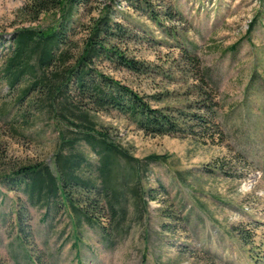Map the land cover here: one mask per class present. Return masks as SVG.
<instances>
[{
  "label": "rangeland",
  "instance_id": "374dc122",
  "mask_svg": "<svg viewBox=\"0 0 264 264\" xmlns=\"http://www.w3.org/2000/svg\"><path fill=\"white\" fill-rule=\"evenodd\" d=\"M80 1L68 26L70 63L109 15L124 30L111 45L141 69L106 58L95 66L151 107L182 117L181 128L152 134L121 110H93L109 139L138 159L116 167L125 228L115 230L109 210L95 212L111 223L109 242L98 225L76 228L63 203L35 206L0 184V264H264V0ZM29 3L0 0V174L40 161L55 170L72 126L40 109L38 92L18 101L29 80L11 87L2 73L15 31L49 32L64 20L61 8L35 18ZM195 115L213 117L211 126L192 122ZM21 203L29 211L28 241Z\"/></svg>",
  "mask_w": 264,
  "mask_h": 264
},
{
  "label": "trees",
  "instance_id": "16d2710c",
  "mask_svg": "<svg viewBox=\"0 0 264 264\" xmlns=\"http://www.w3.org/2000/svg\"><path fill=\"white\" fill-rule=\"evenodd\" d=\"M79 2L31 0L27 6L35 12V18L43 12L61 8L64 20L49 32L22 28L11 37V53L2 67L4 78L11 87L29 80L18 101L31 92H38L41 96L39 108L57 114L72 126L64 131L55 156V170L43 161L20 164L2 172L0 184L11 190H21L35 206H48L51 201L55 205L63 203L72 212L76 228L83 221L98 225L105 239L111 242V223L101 222L94 213L99 211L102 214L109 210L110 218L112 216L116 220L115 230L118 232L119 228H125L121 220L125 219L127 208L125 205L116 207L117 200L123 199V192L116 184V178L118 174L122 175V171L116 167L120 162L130 165L138 159L128 149L109 139V134L99 127L92 111L121 110L152 134L177 132L181 128L182 117L176 118L161 108L151 107L138 92L95 66L96 60L106 58L135 70L141 69L116 45H111V36H120L124 30L109 15L98 20L82 52L73 64L70 63L73 57L68 26ZM81 101L87 102V109ZM212 120L210 117L205 121L199 115L192 118V122L203 121L200 125L206 127L208 124L211 126ZM85 146L97 155L96 163H92ZM132 191L135 200L141 198L137 189ZM79 194L83 196L79 197ZM28 212L26 204L21 203L19 227L25 241L31 232L30 224L26 222ZM119 235L121 233L116 236Z\"/></svg>",
  "mask_w": 264,
  "mask_h": 264
}]
</instances>
